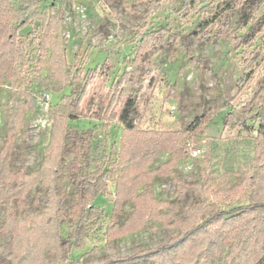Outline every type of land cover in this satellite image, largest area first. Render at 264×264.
I'll return each instance as SVG.
<instances>
[{"label":"rangeland","instance_id":"374dc122","mask_svg":"<svg viewBox=\"0 0 264 264\" xmlns=\"http://www.w3.org/2000/svg\"><path fill=\"white\" fill-rule=\"evenodd\" d=\"M222 0H202L191 12L181 10L182 0H165L160 9L148 11L146 0H40L39 10L63 12L61 37L67 69L74 76L81 73L71 86L61 91L45 90L35 82L41 71L36 35L41 19H32L19 33L28 35L25 75L5 81L0 86V149L7 128V116L12 101L21 89L37 94V109L29 112L22 128L15 134L11 167L27 172L37 169L47 155L51 121L48 111L65 95L84 89L83 78L89 69H96L91 84L81 101V110L68 121L73 132L85 137L88 148L81 173H92L102 166L106 174L107 191L85 207L83 223L79 217L67 216L61 225V238L66 244L59 264H98L122 256L133 255L145 248L168 242L178 233L177 227L162 225V221L183 218L195 196L189 192L185 199H176V188L168 176H157L139 187L138 192L150 189L163 206L151 216L146 227L128 235L108 239L111 222L118 224L130 215L131 201L113 213L115 181L119 172L110 171V163L118 160L123 126L119 113L126 98L135 96L140 102L139 129L157 131L184 130L200 115L207 123L200 133L189 139L186 158L174 166L175 175L189 182L199 181L201 168L208 159L207 185L214 192L224 184L234 186L249 174H254V148L258 141V115L264 111V26L248 43L222 40L219 49L213 45L215 14ZM15 6L18 1L13 0ZM117 12L132 27L119 19ZM246 11L239 7L229 13V22L237 35L246 34L249 24H241ZM264 16V1L256 19ZM264 19V18H263ZM203 22V23H202ZM202 24V25H200ZM264 24V21H263ZM166 27L176 33L170 47L155 45L139 51L140 35L151 29ZM209 35V37H206ZM126 72L122 91L110 106L111 87ZM42 73H45L42 67ZM86 130L90 134L83 135ZM60 160L62 172L56 181L61 208L69 211L78 191L76 172L71 168L76 146L65 141ZM192 150H199L197 155ZM169 153L157 157L151 164L156 168L167 161ZM47 186L36 184L21 201L13 206L21 215L41 212L45 206ZM221 210L234 211L249 204L244 194L219 193L210 196ZM4 208H0V264H10L12 234L3 229ZM230 246L216 264H227ZM52 254L47 253V257ZM130 264H155L141 260Z\"/></svg>","mask_w":264,"mask_h":264},{"label":"trees","instance_id":"16d2710c","mask_svg":"<svg viewBox=\"0 0 264 264\" xmlns=\"http://www.w3.org/2000/svg\"><path fill=\"white\" fill-rule=\"evenodd\" d=\"M16 1L19 6H15L13 0H0V86L7 80L25 75L28 39L33 33L22 35L19 31L37 18L41 19V26L35 36L41 71L36 75L35 82L39 87L52 92L71 86L81 69L77 70L76 76L67 69L68 62L61 37L62 10L41 11L40 0ZM164 1L146 0L148 11L160 9ZM200 1L202 0H182L181 10L189 13ZM263 1L222 0L214 16V47L219 49L222 40L248 43L255 39L264 26V16L256 19L257 10ZM239 7L246 11L241 24H249L243 36L237 35V29L232 27L228 17L230 12ZM117 15L128 23L118 12ZM137 34L140 35L138 48L141 52L155 45L170 47L173 39L177 37L176 33H171L166 27ZM205 37L207 39L209 35ZM42 67L45 73H42ZM96 71H87L81 92L63 96L48 111L52 125L46 148L47 155L41 165L30 172L13 170L11 158L15 134L22 128L25 116L37 109L38 96L33 91L21 89L19 96L12 101L4 142L0 149V208L3 207L5 211L3 229L12 234L10 264H59L61 251L66 245L61 238L62 223L67 216L79 217V226L85 218V207L99 194L107 191L104 180L106 171L102 166L96 167L90 174L81 173L88 144L85 137L75 134L68 124L81 110L82 98ZM125 77L126 72L112 84L110 106L121 93ZM139 116L140 102L131 95L125 99L118 116L123 126L120 149L118 160L110 163L109 169L119 172L114 179L113 213H120L126 201H131L134 209L123 223H110L108 239L144 229L149 218L163 206V202L157 200L150 189L138 192L140 186L150 183L157 176H168L172 179L177 200L185 199L192 192L195 201L187 209L185 217L162 221L163 226L177 227L179 230L165 244L145 248L136 254L114 260H102L98 264H130L141 260H151L155 264H216L226 246H230L226 257L227 264H264V111L257 117L259 128L258 141L254 148V174L245 176L234 186L224 184L214 192L207 185V158L201 168L202 177L199 181H186L177 177L174 171L176 163L187 156L190 137L200 133L207 123V115L198 116L184 130L165 131L137 128L136 121ZM90 133L91 130H86L83 135ZM66 140L72 141L77 149L70 165L76 172L78 191L69 211L61 208V198L56 188L57 178L62 172L60 160L64 155ZM164 153H169L168 160L156 168L152 167L155 159ZM38 183L47 186L43 210L26 215L19 214L13 201L23 200ZM234 191L244 194L249 204L227 211L217 208L210 200L213 194H231ZM47 253L52 256L47 257ZM70 264L78 263L73 261Z\"/></svg>","mask_w":264,"mask_h":264},{"label":"built area","instance_id":"2783aa9c","mask_svg":"<svg viewBox=\"0 0 264 264\" xmlns=\"http://www.w3.org/2000/svg\"><path fill=\"white\" fill-rule=\"evenodd\" d=\"M199 153V150H192L191 151V154H193V155H197Z\"/></svg>","mask_w":264,"mask_h":264}]
</instances>
